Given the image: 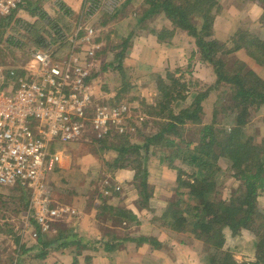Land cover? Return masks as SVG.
Listing matches in <instances>:
<instances>
[{
  "label": "rangeland",
  "instance_id": "obj_1",
  "mask_svg": "<svg viewBox=\"0 0 264 264\" xmlns=\"http://www.w3.org/2000/svg\"><path fill=\"white\" fill-rule=\"evenodd\" d=\"M219 3L221 8L215 15L212 38L226 44L227 48L233 46V40L238 38L239 34L254 33L264 38L262 2L219 0ZM21 4V7L18 6L11 14L5 15L0 20L2 71L8 73L11 69L20 70L31 58L32 49H40L48 43V46L60 57L56 62L62 64L64 70L71 71L72 67L68 66L71 59L78 63L93 64L92 68H88L95 75L92 79L88 78L87 82L92 86L95 100L85 110L87 119L84 120L82 136L68 142L57 140L55 146V150L60 155V162L63 161V156L67 157L72 175L51 180L50 174L46 180L45 194L49 193L52 206L59 203L67 205L76 210L75 214H66L52 220L49 228L45 229L37 220L39 209L30 208L33 198L31 189L27 193L21 188L3 187L0 192V264H43L46 259L44 252L54 250L60 244H70V247H74L73 249L78 252L80 245L76 241L80 239L79 235L76 239L74 236L66 237L72 243H68L66 238L60 239V242L58 240L61 235H73V232H68L71 229L68 225L73 218L81 214L91 217L89 220L94 217L100 220L102 238L108 239L107 241L137 237L157 240L154 234L158 233L164 241L170 234L173 235L172 238L179 236L184 242H188V237H194L193 240L196 242L192 240L189 243L191 246L193 242L195 243L198 253L196 256L202 264H205L207 257L212 255V248L204 239H198L188 232L175 230L171 225L173 221H169L170 217L167 215L170 201L179 198V195H176L178 168L183 169L185 178H190L189 175L199 170L212 174L211 177L215 180L213 194L221 199H230L241 183L234 176L235 169L230 166L231 162L227 158L218 156L219 150L213 152L217 154L213 157V161H216V166L222 168L220 171L218 169L214 171L215 167L212 170L201 169L198 163L192 161L195 156L193 152L190 157H184L183 147L187 141H193L191 148L196 145L200 125L188 123L182 127L183 136L178 142L181 146L180 154L177 151V154H174L172 147H163V142L157 147L150 146L148 150L144 147L146 138L166 126L165 122L168 121L166 115L156 114L154 108L162 95L159 90L161 80L173 86V80L178 79L177 85L173 88L174 95L181 91L186 98H181L174 104L177 110L179 107L190 105L197 96L208 90L209 95L201 100L205 112L204 123L210 122L212 111L219 106L218 109L221 110L216 128L230 129L235 124L233 113L228 109L232 104L231 95L226 90L228 88L216 84L217 73L214 65L205 61L200 55L195 38L187 31L177 29L183 32L175 37L177 31L175 30L172 39L165 41L163 49H167L166 52L158 50L157 55L152 56L149 51V55L145 54L144 57V53L139 54L134 50V46L129 45L123 55L119 56L117 53L122 51V43L129 35L132 36L131 41L139 35L142 37L144 35V42L140 41V43L141 46L147 47L151 41L148 36H156L152 30L163 27L173 29L171 20L163 14H155L146 21L139 22L140 17L149 7L146 0H32V3L22 0ZM37 7L41 9L35 10ZM260 8H262L260 18H254V15L258 16ZM17 19L34 25L25 30L23 25L20 26L16 21ZM79 29L82 30L81 35L78 33ZM13 37L23 40V44L17 45ZM174 37L175 41H172ZM171 49L173 50L170 51ZM139 55L144 59V63L142 62L144 66L132 62L135 58L139 61ZM217 56L224 59L227 70L238 68L239 62H243L264 79V65L257 62L243 47L228 53L219 49ZM149 58L153 60L151 64ZM165 59L167 61L164 62ZM120 61H122L121 67H119ZM153 65L155 67L151 68ZM74 80L72 75L70 82L73 83ZM9 81L13 82V80ZM210 87H212L211 91ZM124 103L129 106L126 117L120 121L121 124L116 121L110 126L109 130L114 129V131L108 135L107 142L103 143L104 140L100 139L108 136L105 137L107 133L103 128L95 127L94 114L97 109L106 107L110 111ZM251 111V120L247 123L244 134L253 135L254 143L260 144L264 138V103L258 108L252 107ZM122 127L123 131H120ZM116 134H123L125 137L115 138ZM167 137L175 141L179 138L175 131H171ZM113 140L115 143H120L122 140L126 145H140L141 148L138 150L129 146L130 151L120 156L119 152L111 147ZM118 157H121L120 165L126 163L130 165L124 168L113 167L112 164ZM144 170L147 171L146 178L149 183L147 192L151 194L147 206L138 188L140 180L135 179L137 172L141 179ZM58 184H62V187L69 191L66 200L54 196L53 188L58 187ZM77 189L82 191L83 197L76 201ZM183 199L185 202L179 207L183 208L189 217V213L193 211L190 207L195 200L188 198V195H184ZM258 199L260 210L264 213V190ZM128 210L133 211L135 220H129L124 215ZM106 220H109L111 226L106 225ZM175 231L178 235L173 234ZM224 232L226 246L230 248V252L238 262L256 258L255 242L258 236L255 231L244 230V234L238 237H234L230 231L228 235L225 230ZM105 240H95L91 243L94 247L104 248L107 243ZM48 241L51 245L45 247L43 242L48 243ZM153 246L158 248L161 244ZM168 246L169 244L166 243L162 248Z\"/></svg>",
  "mask_w": 264,
  "mask_h": 264
},
{
  "label": "trees",
  "instance_id": "obj_2",
  "mask_svg": "<svg viewBox=\"0 0 264 264\" xmlns=\"http://www.w3.org/2000/svg\"><path fill=\"white\" fill-rule=\"evenodd\" d=\"M257 1L262 2L264 6V0ZM28 2L32 3V0H28ZM146 3L149 7L140 17L139 22H144L155 14H163L171 20L173 29L163 27L152 30L160 42L165 43L167 39H172L177 29L185 30L195 38L200 55L205 61L214 65L217 73L216 84L228 88L226 90H228L227 93L231 95L232 100V104L228 109L231 110L235 119V124L230 129H227V127L216 128L215 125L221 110L218 109V106L212 111L210 122L204 123L203 115L205 112L201 100L209 95L208 90L206 93L197 96L190 105L179 107V110H177L174 104L181 98H186L181 91L174 95L175 90L173 88L177 85L178 79L173 78V86L161 80L159 90L162 95L154 108L156 114L166 115L168 121L165 122L166 126L161 127L157 132L146 138L144 147L148 150L150 146L157 147L160 142H163V147H172L174 148L173 153L177 154L176 151L181 152V146L178 142L181 141L183 136L182 127L188 123L200 125L199 137L196 139L197 143L191 148L193 141L186 142L182 151L184 157H190L193 152L195 156L192 161L198 163L201 169L212 170L215 167L214 171H217V169L220 171L222 168L216 166V161H213V157L217 156L213 152L219 150L218 156L225 157L231 162L230 166L235 169L234 176L241 182L230 199H221L213 194L215 180L211 177L212 174L199 170L197 173H191L190 178H185L183 169L178 168L176 195H179V198L171 200L169 203L167 213L170 217L169 221H173L171 225L175 230L188 232L198 239H204L208 246L212 248V255L207 257L205 264H264V213L260 210L258 199L264 190V138L258 144L254 143L255 137L253 135L244 134V129L251 120V108H258L264 103V79L243 62H239L238 68L227 70L225 69L226 62L224 59L217 56L219 49L223 50L224 53H228L243 47L257 62L264 65V38L254 33L252 35L239 34L238 38H234L233 46L229 48L226 47V44L212 38L215 15L221 8L219 0H146ZM21 6L22 4H20ZM38 9L41 8L37 7L35 10ZM21 20L17 19L16 21ZM28 25L31 28L34 23L31 25L28 23ZM78 33L81 35L82 30L79 29ZM131 38L132 36L129 35L127 39H124L123 49L117 55H123L124 50L132 44ZM121 65L122 61H120L119 67ZM19 71L21 69H11L8 70V73L14 76ZM94 75L95 73L91 72V77ZM209 90L211 91L212 87ZM112 131L114 129L108 130L105 137ZM171 131L178 134L177 141L175 139L169 140L167 137V134ZM121 135L123 134H116L114 137L120 139L125 137V135ZM108 139L109 136L100 140H104L102 141L104 143ZM129 146L138 150L141 148L140 145H126L122 140L120 143H115L113 140L111 145L114 150L119 152L120 156L130 151ZM120 160L121 157L116 158L112 166L124 168L130 165L129 163L120 165ZM146 172L144 170V176L141 179L137 172L135 179L136 181L140 180L138 188L147 206L151 194L147 192L149 183ZM182 189H185V191ZM184 195H188V198L195 200L193 206L190 207L193 211L189 213V217L185 214L184 209L179 207L181 203L185 202ZM124 215L129 220H135L133 211L128 210ZM226 228L234 237L241 236L244 230L255 231L258 236L255 242V260L238 262L233 257L230 248L226 246L224 232ZM139 241L160 246V242L154 238L141 237ZM69 243H72V241L70 240ZM43 245L48 247L51 242H43ZM115 246L114 242L108 241L106 243V248L110 250ZM47 253L46 251L43 255Z\"/></svg>",
  "mask_w": 264,
  "mask_h": 264
},
{
  "label": "built area",
  "instance_id": "obj_3",
  "mask_svg": "<svg viewBox=\"0 0 264 264\" xmlns=\"http://www.w3.org/2000/svg\"><path fill=\"white\" fill-rule=\"evenodd\" d=\"M21 3L22 0H0V20ZM18 23L29 29L26 21ZM14 39L17 45L23 44L18 37ZM56 54L47 43L40 49H32L31 58L18 75L12 76L0 68V192L3 187H20L27 193L31 189L30 208L39 209L37 220L45 229L52 220L76 212L61 203L52 206L49 193L45 194L46 180L60 163L55 150L57 140L68 142L82 136L87 119L85 110L95 100L87 82L92 79L88 67L93 64L71 59L69 72L56 62L60 58ZM128 110L126 103L110 111L106 107L97 109L95 127L107 133L116 121L121 124Z\"/></svg>",
  "mask_w": 264,
  "mask_h": 264
},
{
  "label": "crops",
  "instance_id": "obj_4",
  "mask_svg": "<svg viewBox=\"0 0 264 264\" xmlns=\"http://www.w3.org/2000/svg\"><path fill=\"white\" fill-rule=\"evenodd\" d=\"M258 16L254 15V18L259 19L262 13V8L258 9ZM183 31L177 30L175 37L179 35ZM150 37V43H148V46L142 45V41L144 42V35L143 37L139 35L138 38H134L132 41L131 46L135 47V51L140 54L144 53L149 55V51H151V55L155 56L157 55V51L160 50V52H166L167 49H163L164 45L166 43L160 42L156 36H148ZM175 37L172 41H175ZM139 39V40H137ZM141 41V43H140ZM137 43L139 45H137ZM171 49L170 51H172ZM140 57V55H139ZM172 57V56H171ZM135 58V57H134ZM139 61H132L138 62V65L144 66V59L143 57L138 58ZM150 59V58H149ZM163 59V57H162ZM134 60V59H133ZM172 60V59H171ZM167 61L166 59L164 62ZM143 62V63H142ZM150 64L153 62L152 59L149 60ZM161 62H163L161 60ZM163 62V66H164ZM160 63V62H159ZM135 64V63H134ZM158 64V63H157ZM136 65V64H135ZM155 67L154 65L151 67ZM62 162L59 163L56 172L51 174V180L54 179H60L61 177L65 176H71L72 170L69 169L70 163L67 164V157H62ZM69 160V159H68ZM125 171V170H122ZM119 174V173H118ZM120 175V174H119ZM77 197L82 199V191L80 189H77ZM54 196L56 195L58 198L62 197L61 199H67V196L69 195V191L65 190L64 187H62V184H58V187L53 188ZM81 202V200L79 201ZM79 215V212L77 213ZM73 215V214H72ZM63 218V217H62ZM88 215H79V217L73 218L71 221L70 230L69 233L73 232V235L70 236V234L62 236L56 240L60 242L62 238L68 237H76L79 235V240L76 241L78 245H80V250L75 251L73 249L74 247H70V244H65L58 246L54 250H50L46 254V259L43 261V264H202V262L199 260V258L196 256L198 253L196 252V242L194 237H188V242H184L180 239L179 236L172 238L170 236L166 237V241H164L163 237L158 234H154L157 236V240L160 242V247H155L152 244L148 242H140V238H134V239H116L114 240L115 247L113 249H108L106 246L104 248L94 247L91 242L95 240H105L103 239V233L100 229V223L99 219L94 217L89 220ZM61 219V218H60ZM58 219V220H60ZM57 222V221H56ZM70 222V221H69ZM106 225L111 226L109 220H106ZM226 234H229V231L227 232V228L225 229ZM177 231L173 232V234H176ZM232 234V233H231ZM244 234V231L243 233ZM105 238V237H104ZM108 240V239H107ZM105 240V241H107ZM193 242V245L189 242ZM66 241L69 243V238L66 239ZM83 241V243H82ZM108 242V241H107ZM110 242H112L110 240ZM56 243V242H55ZM88 243H91L88 244ZM168 243L169 246L166 248H162L163 244ZM186 243H189L186 244ZM255 259H248V261H253Z\"/></svg>",
  "mask_w": 264,
  "mask_h": 264
}]
</instances>
